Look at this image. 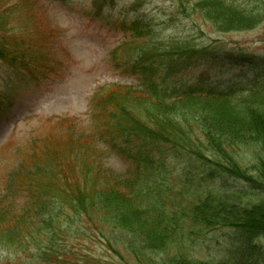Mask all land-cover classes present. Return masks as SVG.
Listing matches in <instances>:
<instances>
[{
	"label": "trees",
	"instance_id": "1",
	"mask_svg": "<svg viewBox=\"0 0 264 264\" xmlns=\"http://www.w3.org/2000/svg\"><path fill=\"white\" fill-rule=\"evenodd\" d=\"M103 2L94 1L98 12ZM21 4L27 0H18L16 6ZM28 12L33 14L31 6ZM7 22L3 13L2 24ZM147 26L130 24V38L113 52L131 60L139 55L135 65L140 72L138 89L129 85L101 88L95 106L105 115L94 121L88 135L65 129L69 123L57 122L30 140L25 155L17 150L19 162L0 190L1 252L29 264H73L67 243L79 236L77 225L82 224L109 247V233L119 237L122 250L140 264H240L245 245L248 248L251 241L264 237V89L233 87L215 92L203 84L180 89L173 75L192 68L198 50L190 54L182 48L174 52L150 49L148 42L154 39L145 32ZM2 35L0 59L15 64L17 55L4 48L6 34ZM172 54L179 60L170 59ZM156 57L169 61L166 80L154 70ZM134 88L138 114L126 98ZM202 117L208 119V127L195 130L191 125H203ZM120 137L125 138L121 146L116 142ZM100 142L125 156L130 168L116 172L104 167L95 150ZM240 148L252 151L255 161L250 167L236 160ZM167 150L194 160L205 169V178L218 174L240 182L245 190L194 187L183 177L161 180L168 173L161 171L166 168L162 155ZM137 151L140 158L134 156ZM170 182H176L180 190L174 191ZM258 192L263 193L261 197ZM214 228L235 230L232 248L237 247L218 262L192 258L186 252L190 236ZM148 244L155 247L151 251L162 250L166 259L146 255L143 247ZM78 254L75 257L81 259L74 264H88L86 249Z\"/></svg>",
	"mask_w": 264,
	"mask_h": 264
},
{
	"label": "rangeland",
	"instance_id": "2",
	"mask_svg": "<svg viewBox=\"0 0 264 264\" xmlns=\"http://www.w3.org/2000/svg\"><path fill=\"white\" fill-rule=\"evenodd\" d=\"M13 2L16 0L8 3L0 1V37L3 36L2 33L6 34L5 42L10 45V49L16 44L10 42L18 25L15 21H9L4 27L2 14L4 13V18L10 17L12 10L17 18L31 15L27 7L15 10L13 6H19L11 5ZM105 5L99 16L90 11L92 0H39L32 7L33 16L37 14L40 17L37 16V25L49 26L64 37L66 73L60 69L54 78L55 82L53 79H39L36 82L0 65V190L8 183L7 179L5 182L2 180L3 177L9 179L19 162L15 155L17 150L22 149L25 155L30 140L42 133L41 127L52 126L56 118L69 119L74 121V126L66 124L65 129L75 128L81 135H88L89 127L94 121L105 115L96 110V102L90 114V99L99 87L115 84L138 89L140 78L122 64L126 61L123 56L120 54L117 61L111 57V52L125 37L126 33L122 28L124 22L140 19L147 23L145 32H150V37L154 39L148 42L150 49L160 52L169 49L174 52L177 48H182L190 54L198 50L199 54L193 56L194 66L173 75L180 82H203L217 90H225L231 86H258L264 89V0H115ZM178 8L182 11L179 12ZM44 17L46 23L42 21ZM134 56L140 59L139 55ZM156 58L154 70L160 78L163 77L161 79L166 80L169 61ZM170 59L179 60V56L172 54ZM59 76L61 79H58ZM111 87L106 89L110 90ZM136 88L129 90L126 98L128 97L127 100L135 108L133 111L138 114V97L133 96ZM200 119L203 125H191L195 130L208 127L205 123L207 118ZM177 123L182 125L180 121ZM62 130L64 128H60ZM58 131L59 128L55 130ZM116 142L121 146L125 143V138L120 137ZM108 149L110 150L101 142L95 149L96 155L105 163L104 167L116 172L130 168L125 156L116 150L108 153ZM138 154L139 151L134 156L140 158ZM235 157L245 167H250L255 161L250 148L237 149ZM162 158L166 168L161 171L168 173L161 180L183 177L194 187L203 188L207 185L227 192L245 190L246 186L240 182L218 174L210 179L205 178V169L200 168L199 164L185 154L167 150L163 152ZM169 185L174 191L180 190L176 182H170ZM262 194L258 192L256 195L261 197ZM77 226L79 236L67 245L69 244L75 256L79 255L78 250L85 248L84 257L88 264H140L131 253L122 250L119 237L109 233L112 246L109 247L107 242L102 243L94 237V231L88 225ZM73 227L71 224L70 229ZM194 233L187 243L186 252L196 260L218 262L227 258L229 252L237 247L232 248L237 238L233 229L214 228ZM242 244L245 245L244 242ZM250 244L248 248L245 245V258L240 264H264V237H259L255 243L251 241ZM148 245L143 247L146 255L156 254L159 260L166 259L162 250L151 251L155 247ZM113 249L121 255L120 258L114 254ZM72 253L69 252L71 258L79 262L81 258L78 259ZM20 260L15 255L0 251V264L28 263Z\"/></svg>",
	"mask_w": 264,
	"mask_h": 264
}]
</instances>
